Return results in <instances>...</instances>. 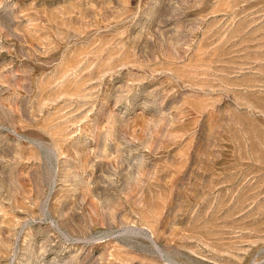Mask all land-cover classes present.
<instances>
[{"label":"rangeland","instance_id":"obj_1","mask_svg":"<svg viewBox=\"0 0 264 264\" xmlns=\"http://www.w3.org/2000/svg\"><path fill=\"white\" fill-rule=\"evenodd\" d=\"M0 264H264V0H0Z\"/></svg>","mask_w":264,"mask_h":264}]
</instances>
